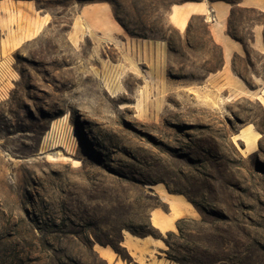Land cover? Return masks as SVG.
Instances as JSON below:
<instances>
[{
  "label": "rangeland",
  "instance_id": "374dc122",
  "mask_svg": "<svg viewBox=\"0 0 264 264\" xmlns=\"http://www.w3.org/2000/svg\"><path fill=\"white\" fill-rule=\"evenodd\" d=\"M20 1L52 19L41 45L11 29L0 41V264H107L95 246L143 263L124 236L162 239L169 264H264V108L225 95L236 85L219 77L210 15L179 31L169 4L186 0H115L131 36L107 0L93 2L108 4L120 31L80 12L90 0ZM203 1L232 6L226 31L248 54L234 68L253 88L264 62L252 29L264 31V11ZM244 127L258 133L251 153L237 139ZM157 187L195 215L159 232L150 211L168 207Z\"/></svg>",
  "mask_w": 264,
  "mask_h": 264
},
{
  "label": "crops",
  "instance_id": "0c3cea01",
  "mask_svg": "<svg viewBox=\"0 0 264 264\" xmlns=\"http://www.w3.org/2000/svg\"><path fill=\"white\" fill-rule=\"evenodd\" d=\"M22 2V3H19ZM25 2V3H23ZM191 5L184 7V11H188V16L195 14H201L203 16L211 15L216 19L221 16L222 25L218 30L215 28H211V36L214 41L220 45L222 50V67L220 69V76L223 78L233 79L234 84L236 85V89L230 90L226 89L224 91L227 97L235 96H244L245 94L250 95L254 100H256L261 106L264 108V71L262 73H258L252 71L254 78V87L251 89H246L242 80L238 76L239 74L236 72L234 68L233 59L235 56H238L248 64V54L243 44L239 41L231 38L227 34V24L228 17L231 13L232 6L219 1L212 2H204L202 1H190ZM102 4L100 2H89L83 4L80 8V12L84 10L85 13H92V6H96ZM180 4V3H179ZM181 4H184L181 3ZM237 6L242 8H255L261 11H264V0H240L237 3ZM172 7V6H171ZM102 14L112 23L114 24V18L110 12V9H105L103 7ZM172 9H170L168 16L171 17ZM188 17V18H189ZM51 14L46 9L39 7L36 3L31 1H20V0H0V41L5 38L8 34V31L11 29V35L13 33H17L24 39V44L37 46L41 45L47 40L45 39L46 30H49V25L51 22ZM113 19V20H112ZM114 21V22H113ZM214 21V22H215ZM214 22L211 25H214ZM114 26V25H113ZM177 28V27H176ZM10 35V36H11ZM30 35V36H29ZM28 36V37H26ZM111 43L109 42L108 45ZM252 47L258 52V54L262 58V62H264V31L260 26L254 27L252 29ZM248 66V65H247ZM247 127L239 129L237 136H241L242 132L247 130ZM159 199L165 203L168 207V212L164 213L157 209H152L150 211V223L152 225V215L154 212H160L165 215L167 218H170L174 227L175 222L183 217L194 216L196 213L195 208L189 203L184 197L179 194L169 193L168 195L173 198H181V202L179 203L178 209L179 213L176 216L173 208L170 203L161 197L159 193H157ZM181 208V209H180ZM153 226V225H152ZM154 227V226H153ZM157 229L156 227H154ZM158 230V229H157ZM173 229L167 228L165 231H172ZM159 231V230H158ZM163 231V232H165ZM161 232V231H159ZM147 237V238H146ZM148 239V241H146ZM153 241V242H150ZM129 242L130 245L127 243ZM163 241L160 238H149L148 236H144L142 238H134V237H123L122 246L126 248L132 260L138 262V258L143 259V263L139 264H169L164 261V247ZM142 248L143 253L136 252V249ZM102 258V257H101ZM107 264H129L124 263L116 254L109 261L106 258H103Z\"/></svg>",
  "mask_w": 264,
  "mask_h": 264
},
{
  "label": "bare ground",
  "instance_id": "6f19581e",
  "mask_svg": "<svg viewBox=\"0 0 264 264\" xmlns=\"http://www.w3.org/2000/svg\"><path fill=\"white\" fill-rule=\"evenodd\" d=\"M189 5H191L190 1H186V2H184V4H181V3L180 4H172V7H171V9H172V14H171L172 22L177 27V29L179 31H183L185 26H186V23H187V20L189 17L188 16L189 10L184 11L183 9H184V7H187ZM103 7L105 9H108V4L102 3V4H99L96 6H92L91 12L95 16L96 22H100V20L102 19ZM113 25L118 31L122 30V28L116 22H114ZM221 25H222V19H221V16H219L216 19V21L214 22L213 26H214L215 30H218L221 27ZM79 26H80L79 22H76L73 24V32L74 33L79 30ZM120 88H121V86H120ZM106 90L110 94L111 97L118 96L117 95L118 94L117 88L112 87V86H107ZM122 92L125 93V90L123 88H122ZM263 102H264V100H263ZM125 107H127V105H120L119 106V108H125ZM51 126L53 127V124ZM257 138H258V133H252L250 131V129H247V130L243 131L241 136H239L237 139L240 140L241 142H243L245 145V148H243L242 150L246 151L247 153H251L254 151V147H255ZM53 157L57 158L58 154L53 155L52 158ZM157 193H159L161 195V197H163L164 199H166L170 203L171 207L173 208V210L175 212V215L177 216L179 213L178 206H179V203L182 201L181 198H173V197L169 196L168 195L169 193L166 192V190L162 187H157ZM187 205H190V203H187ZM152 225L154 227H156L161 232L165 231L167 228H171V229L174 228V225H173L171 219L167 218L165 215L161 214L160 212H154L153 213ZM146 241H148V239H146ZM150 242H153V241H150ZM127 244L130 245L129 242ZM95 250L103 258H106L109 261L114 257V253L110 249L100 247V246H95Z\"/></svg>",
  "mask_w": 264,
  "mask_h": 264
},
{
  "label": "trees",
  "instance_id": "16d2710c",
  "mask_svg": "<svg viewBox=\"0 0 264 264\" xmlns=\"http://www.w3.org/2000/svg\"><path fill=\"white\" fill-rule=\"evenodd\" d=\"M77 1H83V0H77ZM91 2H93L94 0H90ZM112 6H113V13H114V17L116 18V20L118 21V23L124 28V30L129 34V35H131V36H137V34L133 31V30H131L127 25H126V23L124 22V21H122L120 18H119V16H118V12H117V10H116V8H115V6L117 5V3H116V1L115 0H107ZM186 1H202V0H186ZM186 1H182V2H180V3H183V2H186ZM172 4H169V6H171ZM194 15H191V18L193 17ZM190 18V19H191ZM227 34L230 36V37H232V38H234L233 37V35H231V33H229V32H227ZM235 39V38H234ZM237 41H239V40H237ZM240 42V41H239ZM169 44V43H168ZM170 45V44H169ZM165 243H166V241H165Z\"/></svg>",
  "mask_w": 264,
  "mask_h": 264
},
{
  "label": "built area",
  "instance_id": "2783aa9c",
  "mask_svg": "<svg viewBox=\"0 0 264 264\" xmlns=\"http://www.w3.org/2000/svg\"><path fill=\"white\" fill-rule=\"evenodd\" d=\"M206 20H208L210 22H214L215 18L210 15V17H208V19H206ZM1 58H2V55H1V47H0V63H1ZM7 78H8L7 75H5V72L0 67V83L7 81L8 80Z\"/></svg>",
  "mask_w": 264,
  "mask_h": 264
}]
</instances>
